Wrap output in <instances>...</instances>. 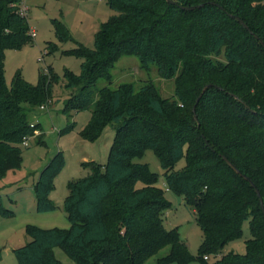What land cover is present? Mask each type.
Segmentation results:
<instances>
[{"label": "trees", "instance_id": "1", "mask_svg": "<svg viewBox=\"0 0 264 264\" xmlns=\"http://www.w3.org/2000/svg\"><path fill=\"white\" fill-rule=\"evenodd\" d=\"M20 1L0 0V179L21 166L26 136L46 145L30 113L46 103L57 77L40 73L31 83L18 70L10 85L6 81V49L33 41ZM107 1L116 12L95 32L94 46L75 40L73 51L83 60L79 74L65 69L73 91L64 111L91 109L80 132L90 141L108 124L114 127L108 159L83 161L89 172L69 180V227L26 225L31 239L13 249L18 263L65 264L54 252L61 246L76 264H143L169 245V253L153 264H185L194 257L202 264H264V211L242 175L264 201V0ZM53 24L60 40H74L62 20L54 18ZM125 54L138 56L145 70L156 65L162 77L175 78V97H163L152 81L99 87L100 79L111 82V70ZM74 127L72 121L61 134ZM147 148L160 159L167 187L196 213L203 232L197 256L176 227L163 223L171 202L157 185L158 173L134 160ZM182 157L184 166L175 169ZM64 165L59 150L40 171L34 183L37 211L56 209L49 194ZM0 213L14 214L1 195ZM246 220L251 237L245 253L223 251L242 236Z\"/></svg>", "mask_w": 264, "mask_h": 264}, {"label": "rangeland", "instance_id": "2", "mask_svg": "<svg viewBox=\"0 0 264 264\" xmlns=\"http://www.w3.org/2000/svg\"><path fill=\"white\" fill-rule=\"evenodd\" d=\"M28 6L27 17L32 37L31 43H26L20 48L6 49L5 74L8 85L16 71L31 83H37L40 73L50 72L57 77L53 78L51 95L46 101V108H35L30 113L32 122L39 124L36 134L44 132L45 144L36 142L32 136L27 145L23 147V161L19 168L8 169L0 179V195L6 207L12 209L14 214L6 217L0 213V264H19L13 249L25 244L31 239L26 233L28 223L41 227L70 226L64 209V199L68 194V182L86 175L89 169L83 161L96 160L105 163L115 129L108 124L99 138L94 141L84 139L80 132L91 117V109L79 112L70 110L65 112L66 101L71 96L72 88L66 86L65 69L79 74L82 58L73 49L80 41L88 47L94 46L95 32L102 23L116 11L107 0H26ZM62 20L68 27L73 39L60 40L55 32L53 19ZM76 40V41H75ZM49 44H54L55 49L50 50ZM111 82L100 79L98 86L109 85L118 87L123 82H134L140 87L147 81H152L159 89L161 95L167 98L175 97V78H164L160 75L157 66L152 65L149 70L141 67L138 56L122 55L112 68ZM75 121V127L67 133H62L70 122ZM62 150L65 165L54 178V187L49 197L56 204V209L48 212H39L36 209V196L34 183L39 177L42 168L59 151ZM136 161L146 162L151 170L158 173L157 185L164 188L166 198L171 206L163 213V223L166 228H177L192 254L197 256L199 246L203 240V232L196 220L194 209L189 206L183 196L169 189L165 182L164 169L160 159L152 148H147L141 156L134 158ZM185 164V158H180L175 169H180ZM138 186L141 182H138ZM251 237L249 221L243 225V234L240 238L225 245L223 251L235 250L245 253V241ZM170 246H164L150 256L143 264H153L157 258L166 255ZM55 255L65 264H76L61 246L54 247ZM210 255L208 260L214 261ZM168 264H181L172 261ZM185 264H202L194 257Z\"/></svg>", "mask_w": 264, "mask_h": 264}, {"label": "water", "instance_id": "3", "mask_svg": "<svg viewBox=\"0 0 264 264\" xmlns=\"http://www.w3.org/2000/svg\"><path fill=\"white\" fill-rule=\"evenodd\" d=\"M170 1L174 2L173 0H170ZM198 6H200V4H199V5H187V6H182V8H184V9H194V8H196V7H198ZM237 18H238L239 20H241V22H242L244 25H246V23H245L240 17H237ZM256 36H258V35H256ZM209 86H210V84H207V85H205V86L203 87V89L201 90V92L199 93V95H198V97H197V102L200 100V98L202 97L204 91H205ZM194 109H195V106H194ZM195 117H196V115H195ZM224 158H225L226 161L230 164V166H232V167H233L238 173L242 174L241 171H240V169H238L234 163H232V162H231L226 156H224ZM242 175H243L246 179H248V180L251 182V184L254 186V188H255L257 194H258L259 197H260V204H261V207H262V209H263V211H264V201H263V198H262V196H261L260 190L258 189V187L256 186V184H255V183H254V182H253L248 176H246V175H244V174H242Z\"/></svg>", "mask_w": 264, "mask_h": 264}, {"label": "built area", "instance_id": "4", "mask_svg": "<svg viewBox=\"0 0 264 264\" xmlns=\"http://www.w3.org/2000/svg\"><path fill=\"white\" fill-rule=\"evenodd\" d=\"M19 11H20L21 13H23V14H27L28 6H27V4H26V0H21V1H20V3H19ZM35 34H36V33H35L34 31H32V35L34 36ZM46 107H47L46 104H42V105H40V108H42V109H43V108H46ZM31 137H32V136H26L25 139H24V141H23V144H24V145H27ZM205 258H208V256H205Z\"/></svg>", "mask_w": 264, "mask_h": 264}]
</instances>
